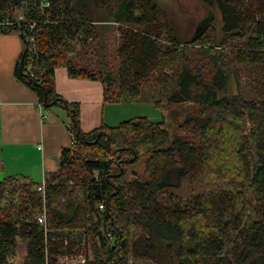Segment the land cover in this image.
Here are the masks:
<instances>
[{"label": "trees", "instance_id": "trees-1", "mask_svg": "<svg viewBox=\"0 0 264 264\" xmlns=\"http://www.w3.org/2000/svg\"><path fill=\"white\" fill-rule=\"evenodd\" d=\"M26 1L21 25L4 27L24 40L16 75L45 109L68 112L74 143L62 151L60 169L46 176L45 195L27 176L0 182V195L10 196L8 206L0 198V264H64L57 255L66 256L70 245L61 231H81L94 254L85 264L175 258L177 264H264V100L223 94L242 65L264 66V0L244 10L245 0H200L222 14L220 44L199 41L207 20L183 43L157 0H0V19L15 21L7 11ZM30 23L37 24L33 33ZM116 24L126 55L123 78L151 85L113 83L106 73L104 103H147L160 111L197 103L198 112L180 126L195 144L147 117L84 132L80 105L58 94L57 68L97 80L73 65L72 42L94 45ZM230 42H236L233 57ZM141 155H148V178L129 181L128 169ZM44 211L46 226L38 223ZM22 242L26 256L18 263Z\"/></svg>", "mask_w": 264, "mask_h": 264}, {"label": "crops", "instance_id": "crops-1", "mask_svg": "<svg viewBox=\"0 0 264 264\" xmlns=\"http://www.w3.org/2000/svg\"><path fill=\"white\" fill-rule=\"evenodd\" d=\"M24 49L20 33L0 30V182L22 175L40 185L60 169L62 151L72 145L71 119L60 107L41 109L38 94L17 77ZM55 87L66 101L80 105L84 132L147 116L136 112L137 104H105L100 81L73 78L65 67L56 69ZM140 106L155 111L152 104Z\"/></svg>", "mask_w": 264, "mask_h": 264}, {"label": "rangeland", "instance_id": "rangeland-1", "mask_svg": "<svg viewBox=\"0 0 264 264\" xmlns=\"http://www.w3.org/2000/svg\"><path fill=\"white\" fill-rule=\"evenodd\" d=\"M253 0L243 1L244 10L246 7L249 9H255L251 6ZM161 5L162 9L167 12L171 20H173L178 27V36L183 43H187L192 39V37L197 34L199 28L204 21L207 20L208 26L204 28L205 33L199 39L200 42L211 41L214 44L223 43L226 40V36L222 31L223 21L222 14L217 8H209L204 5L200 0H157ZM28 4L26 1L21 4L20 7H14L11 4L10 10L7 11L8 14H12L13 20L18 17L25 16L28 13ZM35 4V2H34ZM43 7V6H42ZM210 16L212 18L210 19ZM206 25V24H205ZM119 26L111 25L107 31L103 34H99L98 41L96 44L90 45L92 42L88 40L87 46H85L84 41H74L72 42L74 46V51L71 53L70 57L73 59V65L77 69H87L90 74L97 77L100 81L106 73L113 78V83H138L139 87L148 88L151 84L150 80L144 82L135 81L130 76L128 80L123 78L122 67L126 61V55L121 47L123 39L122 32L118 30ZM100 29V28H99ZM101 30V29H100ZM196 46H192L195 48ZM236 47V42H230L227 46V52L230 53ZM233 57V54L230 53ZM240 76H235L228 88L223 94L238 93L246 100H255L254 102H261L264 100V66L262 65H248L241 66ZM134 75V71L131 72ZM151 77H154L153 75ZM153 80V78H151ZM101 82V81H100ZM103 83V82H101ZM120 84H117L115 88H119ZM141 103H137L136 112H146L147 118L155 123L162 122L166 123V127L175 132L182 134L187 140H190L195 144L196 138L191 135H185L181 132L180 126L184 123L185 119L193 114H196L199 109V104H185L182 106H173L168 108L166 111H160L155 109L150 110L144 106H140ZM197 143V142H196ZM119 157V154L110 155L106 160H114ZM148 155H141L140 161L132 165L128 169V179L131 181L137 175L143 181H146L148 175L145 172L146 161ZM3 181V180H2ZM42 184V183H40ZM2 206H8L10 204L9 193L5 190L2 191L1 195ZM101 208V207H100ZM68 231L58 232L62 238L65 236V245H70L67 250L69 253L65 256L63 254L57 255V258L64 264H81L83 260L94 261V254L89 248V244L84 240V236L80 232H73L68 235ZM58 238V237H57ZM101 247V246H100ZM138 248V247H137ZM142 250L141 248H138ZM66 251V252H67ZM59 253V252H58ZM106 251H103L104 259H107ZM17 262L20 263L26 256V243L22 242V245L18 252ZM134 260L129 259L128 263L133 264ZM137 263V262H136ZM163 264H177L176 258L170 259ZM135 264V262H134ZM138 264H154L150 260L140 261Z\"/></svg>", "mask_w": 264, "mask_h": 264}, {"label": "built area", "instance_id": "built-area-1", "mask_svg": "<svg viewBox=\"0 0 264 264\" xmlns=\"http://www.w3.org/2000/svg\"><path fill=\"white\" fill-rule=\"evenodd\" d=\"M24 18H25V16L18 17L17 19H15V21H11L10 19H5V20L0 19V30L3 29L4 27H7V26L21 25V22L24 20ZM36 26H37L36 23H30L29 29H30L31 33H33V31L36 29ZM29 39H30L29 41L31 43L30 51L32 53L37 52L36 49H35V46H34L35 45L34 37H31ZM29 69L30 68H28V70ZM40 107H41V109H43V106L41 104H40ZM44 118H46V116H44ZM73 143H74V139H73L72 144ZM45 188H46V181L44 180L43 183L37 188V191L39 193H41L42 195H45L44 194L45 193ZM101 208H103V207L101 206ZM38 223L43 225V226L47 225V213H46V211L42 212L38 216ZM85 263H86V261L83 260V262L81 264H85Z\"/></svg>", "mask_w": 264, "mask_h": 264}]
</instances>
